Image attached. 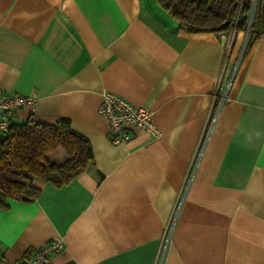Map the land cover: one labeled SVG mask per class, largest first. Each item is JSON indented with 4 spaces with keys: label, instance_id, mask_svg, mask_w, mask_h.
Listing matches in <instances>:
<instances>
[{
    "label": "crops",
    "instance_id": "0c3cea01",
    "mask_svg": "<svg viewBox=\"0 0 264 264\" xmlns=\"http://www.w3.org/2000/svg\"><path fill=\"white\" fill-rule=\"evenodd\" d=\"M246 32L182 31L155 0H0V92L34 97L14 122L67 119L93 155L6 200L0 258L59 237L46 264H264V32L243 50ZM103 91L149 108L159 133L113 142Z\"/></svg>",
    "mask_w": 264,
    "mask_h": 264
},
{
    "label": "trees",
    "instance_id": "16d2710c",
    "mask_svg": "<svg viewBox=\"0 0 264 264\" xmlns=\"http://www.w3.org/2000/svg\"><path fill=\"white\" fill-rule=\"evenodd\" d=\"M185 32L246 30L245 50L264 32V0H155ZM57 149L61 163L49 159ZM89 140L59 118L47 124L32 118L13 122L0 139V209L6 200L30 202L40 194L35 179L60 186L92 163Z\"/></svg>",
    "mask_w": 264,
    "mask_h": 264
},
{
    "label": "built area",
    "instance_id": "2783aa9c",
    "mask_svg": "<svg viewBox=\"0 0 264 264\" xmlns=\"http://www.w3.org/2000/svg\"><path fill=\"white\" fill-rule=\"evenodd\" d=\"M231 76L225 82V89L222 92V99L225 91L231 81ZM220 85L215 87L214 94H217ZM33 95H23L14 92H0V139L7 128L14 122L19 110L25 105L33 102ZM97 112L103 116L108 125V134L110 139L115 142H127L131 139L132 132L135 129H142L149 134L157 135L158 129L153 124L152 111L145 106H136L110 91H103L100 103L97 106ZM190 180V175L187 182ZM171 212V218H174L177 212L176 204ZM172 220V219H171ZM169 236V227L167 226L163 234V241L167 243ZM63 249V240L54 237L46 241L43 245L32 251L25 260L15 263H9L0 258V264H46L47 259L53 254Z\"/></svg>",
    "mask_w": 264,
    "mask_h": 264
},
{
    "label": "rangeland",
    "instance_id": "374dc122",
    "mask_svg": "<svg viewBox=\"0 0 264 264\" xmlns=\"http://www.w3.org/2000/svg\"><path fill=\"white\" fill-rule=\"evenodd\" d=\"M247 35H248V33H247Z\"/></svg>",
    "mask_w": 264,
    "mask_h": 264
},
{
    "label": "water",
    "instance_id": "95a60500",
    "mask_svg": "<svg viewBox=\"0 0 264 264\" xmlns=\"http://www.w3.org/2000/svg\"><path fill=\"white\" fill-rule=\"evenodd\" d=\"M247 33V32H246Z\"/></svg>",
    "mask_w": 264,
    "mask_h": 264
}]
</instances>
